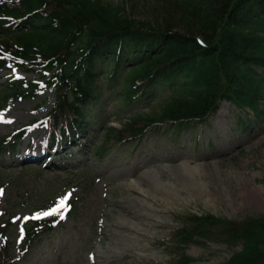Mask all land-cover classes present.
Segmentation results:
<instances>
[{
  "label": "trees",
  "instance_id": "obj_1",
  "mask_svg": "<svg viewBox=\"0 0 264 264\" xmlns=\"http://www.w3.org/2000/svg\"><path fill=\"white\" fill-rule=\"evenodd\" d=\"M158 2L152 23L112 0H0V66L50 73L6 79L0 104L54 87L56 102L42 118L48 123L44 140L61 144L75 140L94 120L88 105L102 100L105 85L129 103L150 98L156 88L169 91L159 111L133 115L93 143L95 157L108 154L111 136L137 144L152 128L204 123L223 99L257 118L264 115V0ZM32 123L2 135L0 153L15 150ZM16 213L14 207H0V264H14L60 222L57 214L31 217L16 254L9 239ZM180 222L172 236L181 254L175 264L193 262L184 246L198 238L241 244L219 264H264V215L189 213Z\"/></svg>",
  "mask_w": 264,
  "mask_h": 264
},
{
  "label": "rangeland",
  "instance_id": "obj_2",
  "mask_svg": "<svg viewBox=\"0 0 264 264\" xmlns=\"http://www.w3.org/2000/svg\"><path fill=\"white\" fill-rule=\"evenodd\" d=\"M112 1L123 2L125 11L137 19L156 22L153 6L159 0ZM43 75L50 73L16 64L0 66V92L8 78ZM114 89L105 85L102 100L89 103L94 120L81 133L84 144L71 145L69 155H63L67 148L61 149L55 153L62 156L53 159L37 141L47 130L42 118L56 102L54 87L0 104V137L33 120L18 149L37 151L41 160L49 161V168L43 169L28 162L30 157L24 161L9 153L0 156V207L18 211L9 233L12 251L20 250L27 219L57 209L72 193L70 207L61 210L64 220L44 232L15 264H175L181 254L172 236L181 216L264 215V115L257 118L228 101L217 117L218 108L204 123L152 128L137 144L111 136L108 154L95 157L93 143L133 115L159 111L169 96L167 89L156 88L150 98L129 103ZM185 165L197 170L187 171ZM249 188H255L252 199ZM241 248L203 238L184 246L194 258L191 264H219Z\"/></svg>",
  "mask_w": 264,
  "mask_h": 264
},
{
  "label": "snow or ice",
  "instance_id": "obj_3",
  "mask_svg": "<svg viewBox=\"0 0 264 264\" xmlns=\"http://www.w3.org/2000/svg\"><path fill=\"white\" fill-rule=\"evenodd\" d=\"M71 195H72V193H68L65 196V198L60 201V205H59V207L57 209H54L53 211H50V212H46L43 215L44 216H50V215H54V214H59L60 218L64 219V214H63V212L61 210L70 207V205L68 204V200L70 199ZM34 218L35 219H40L41 217L40 216H36Z\"/></svg>",
  "mask_w": 264,
  "mask_h": 264
},
{
  "label": "bare ground",
  "instance_id": "obj_4",
  "mask_svg": "<svg viewBox=\"0 0 264 264\" xmlns=\"http://www.w3.org/2000/svg\"><path fill=\"white\" fill-rule=\"evenodd\" d=\"M227 102H228L227 100H223V101L220 103V105H219V107H218L216 113L214 114V116L217 117L219 114H221V113L225 110V104H226ZM228 103H229V102H228ZM185 169H186L187 171L190 170V172H193V169H194V171L197 170L196 167L194 168V167H190V166H187V165H185ZM254 189H255V188H254ZM254 189L249 188V190H248V193L250 194L249 197L251 196V199L255 196V192H254L255 190H254Z\"/></svg>",
  "mask_w": 264,
  "mask_h": 264
}]
</instances>
